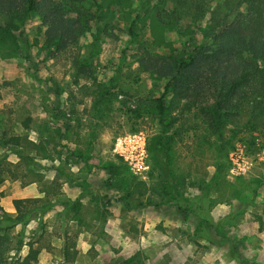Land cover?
Returning <instances> with one entry per match:
<instances>
[{
    "label": "rangeland",
    "instance_id": "374dc122",
    "mask_svg": "<svg viewBox=\"0 0 264 264\" xmlns=\"http://www.w3.org/2000/svg\"><path fill=\"white\" fill-rule=\"evenodd\" d=\"M142 1H103L110 33L88 66L93 29L50 54L38 15L0 22V208L15 218L13 202L24 199L30 211L26 225L10 222L2 230L6 259L32 244L38 264H264V127L252 134L247 113L209 127L174 109L168 167L160 168L155 104L165 81L140 66L138 52L168 55L194 28L162 24L158 8L140 10ZM132 22L140 33L133 42ZM105 89L111 94L103 97ZM185 119L200 129L174 133ZM251 136L257 145L250 155L241 138ZM143 144L148 168L137 173L124 154L138 156ZM110 166L119 169L114 177ZM162 174L173 175L177 191L165 188ZM209 185L210 222L197 232L206 214L197 198ZM187 198L195 200L193 212L178 210ZM65 200L80 202L77 211L65 214ZM66 236L76 243L74 262L64 258Z\"/></svg>",
    "mask_w": 264,
    "mask_h": 264
},
{
    "label": "trees",
    "instance_id": "16d2710c",
    "mask_svg": "<svg viewBox=\"0 0 264 264\" xmlns=\"http://www.w3.org/2000/svg\"><path fill=\"white\" fill-rule=\"evenodd\" d=\"M87 1H91V8L85 5ZM103 1L0 0V22L5 18L11 23L16 20L24 22L32 14L38 15L46 25L45 37L50 54L78 43L85 30L93 29L94 39L85 45L90 51L83 65L88 66L102 52L100 37L110 33L111 24L104 15ZM149 5L158 8L157 18L162 24L178 30L194 28L189 42L168 55L154 54L147 48H140L138 52L140 66L165 81L155 104L162 129L153 149L160 168L166 171L168 167L170 137L167 128L170 121L176 120V116L171 115L174 109L181 114L194 113L201 123L209 127H220L229 120L238 122L242 114L247 113L252 118L248 122L250 132L259 135L260 126L264 127V0H143L140 10L147 11ZM133 26L134 22L129 26L132 42L140 36ZM110 94V90L105 89L102 96ZM134 111L140 115L138 110ZM188 120L180 123L174 133L183 136L200 129L195 124L187 126ZM236 136L237 131L233 130L223 141L220 148L223 157H227ZM256 138H241L250 155L256 151ZM220 166H217L215 176L223 167ZM108 169L111 177L119 172L114 166ZM162 177L166 189L177 191L173 175L162 174ZM3 181L0 173V184ZM210 186L201 198H197L203 201V212L206 213L197 232L204 231L210 222L206 206ZM13 203L17 210L15 218H10L0 208V264H38L39 251L32 244H29L25 255L19 252L9 260L5 258L9 246L2 230L10 222L26 225L29 221L30 211L25 200L16 199ZM184 203L186 205H178V210L194 211L193 198H187ZM64 204L65 214H68L69 211H77L80 202L65 200ZM222 237L227 238L225 234ZM71 241L72 238L66 236V262H74L78 254V250L72 248L76 243L70 245Z\"/></svg>",
    "mask_w": 264,
    "mask_h": 264
},
{
    "label": "built area",
    "instance_id": "2783aa9c",
    "mask_svg": "<svg viewBox=\"0 0 264 264\" xmlns=\"http://www.w3.org/2000/svg\"><path fill=\"white\" fill-rule=\"evenodd\" d=\"M124 156L126 157V160L130 158L129 163L135 172L136 171H137V173L142 172L148 168V166L145 164L146 151H145L144 144H143V146H140V151H139L138 156L129 155L128 152H126V154H124Z\"/></svg>",
    "mask_w": 264,
    "mask_h": 264
}]
</instances>
